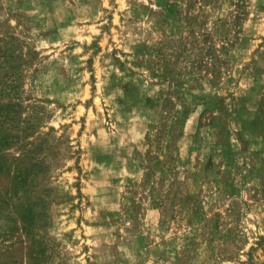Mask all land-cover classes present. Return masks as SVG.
I'll return each instance as SVG.
<instances>
[{"label":"rangeland","instance_id":"rangeland-1","mask_svg":"<svg viewBox=\"0 0 264 264\" xmlns=\"http://www.w3.org/2000/svg\"><path fill=\"white\" fill-rule=\"evenodd\" d=\"M0 264H264V0H0Z\"/></svg>","mask_w":264,"mask_h":264}]
</instances>
